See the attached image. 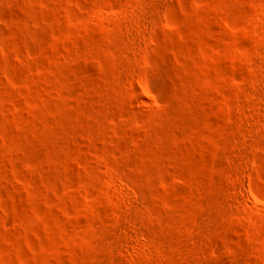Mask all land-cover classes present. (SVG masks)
Wrapping results in <instances>:
<instances>
[{"label":"rangeland","instance_id":"1","mask_svg":"<svg viewBox=\"0 0 264 264\" xmlns=\"http://www.w3.org/2000/svg\"><path fill=\"white\" fill-rule=\"evenodd\" d=\"M0 264H264V0H0Z\"/></svg>","mask_w":264,"mask_h":264},{"label":"bare ground","instance_id":"2","mask_svg":"<svg viewBox=\"0 0 264 264\" xmlns=\"http://www.w3.org/2000/svg\"><path fill=\"white\" fill-rule=\"evenodd\" d=\"M87 58V57H85ZM91 61H89L88 59H85L84 61H82V69L80 70V72L82 74H89V70L87 68H93V65H91Z\"/></svg>","mask_w":264,"mask_h":264}]
</instances>
